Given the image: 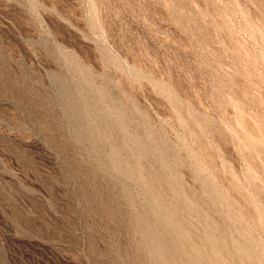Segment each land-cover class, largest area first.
Returning a JSON list of instances; mask_svg holds the SVG:
<instances>
[{
  "label": "rangeland",
  "instance_id": "1",
  "mask_svg": "<svg viewBox=\"0 0 264 264\" xmlns=\"http://www.w3.org/2000/svg\"><path fill=\"white\" fill-rule=\"evenodd\" d=\"M0 264H264V0H0Z\"/></svg>",
  "mask_w": 264,
  "mask_h": 264
},
{
  "label": "bare ground",
  "instance_id": "2",
  "mask_svg": "<svg viewBox=\"0 0 264 264\" xmlns=\"http://www.w3.org/2000/svg\"><path fill=\"white\" fill-rule=\"evenodd\" d=\"M166 256V255H165ZM181 256V255H180ZM196 256V255H195ZM197 257V256H196ZM175 258V257H174ZM185 258V257H184ZM192 258V257H191ZM182 260V259H181ZM192 261V260H191Z\"/></svg>",
  "mask_w": 264,
  "mask_h": 264
}]
</instances>
